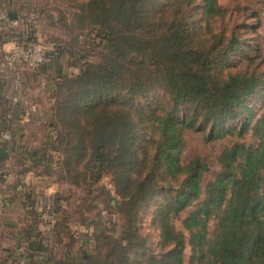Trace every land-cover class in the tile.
I'll list each match as a JSON object with an SVG mask.
<instances>
[{
    "label": "trees",
    "instance_id": "obj_1",
    "mask_svg": "<svg viewBox=\"0 0 264 264\" xmlns=\"http://www.w3.org/2000/svg\"><path fill=\"white\" fill-rule=\"evenodd\" d=\"M70 1L72 28L93 31L104 53L94 54L79 73L58 76L52 120L45 123L49 135L36 149L20 146L18 155L21 172L38 168L50 181L53 173L89 187L109 178L121 234L94 233L83 244L94 253L83 254L82 264H183L186 245L190 264H264V111L258 116L250 101L264 90V70L233 69L245 41L211 24L225 9L218 0ZM259 12L251 13L254 31L264 21ZM5 38L0 34V43ZM74 43L56 45L49 60L83 59L86 43ZM3 87L0 130H9L15 110L2 107ZM186 130L201 131L206 142L235 138L221 149L219 171L205 185V163L198 156L181 160ZM6 146L0 141V151ZM22 197L25 221L18 239L25 245L24 264L72 263L69 256L59 260L47 253L37 201L25 191ZM59 198L50 197L55 203ZM55 207L53 227L60 228L61 208ZM148 209L155 244L139 225ZM16 251L1 257L0 250V264H17L22 254Z\"/></svg>",
    "mask_w": 264,
    "mask_h": 264
},
{
    "label": "rangeland",
    "instance_id": "obj_2",
    "mask_svg": "<svg viewBox=\"0 0 264 264\" xmlns=\"http://www.w3.org/2000/svg\"><path fill=\"white\" fill-rule=\"evenodd\" d=\"M72 3L70 0H0V8L15 13L18 20L16 25L5 27L0 32L3 37L9 35L10 38V44L7 48L0 46V60L3 53L9 51L14 44L24 43L26 39L46 47L51 44L64 46L69 42H75L77 44L74 43V47L79 48L84 45V42L86 43V49L80 52V55H84L83 59L76 60L73 56L61 55L57 58V61H51L49 55L37 70L19 69L14 75L9 73L0 74V85L2 84L5 88L3 90L5 97L1 100L4 102L2 107L15 110L14 115L18 111L23 115L18 118L13 116L9 120L12 123L11 127L15 128V132L18 134V136L16 135L18 142H15L16 149L11 153L10 160L1 164L4 169L3 176L11 171L16 174L15 182L18 181L17 174L24 173L21 172L24 165L21 164L18 155L22 151L20 146L23 147L22 149H36L45 140V136L50 133L45 123L52 120L53 83L59 80V75L67 77L79 73L85 62L94 60L97 58L95 55L100 56L104 53L96 47L95 41L99 42V39L95 37L93 31L90 33L88 30L81 31L72 28V17L75 12ZM218 4L225 9V14L222 18L211 21L214 31L222 29L227 34L234 31L245 41L242 48L243 52L236 53L233 69L249 70L258 67L264 70V21L257 31H254L255 18L251 16L252 11H260L261 1L218 0ZM259 15L264 20L261 12H259ZM101 32L102 30L97 31L98 34ZM82 33H87V37L83 36ZM75 35L77 40H73ZM257 47L260 50L259 54L255 50ZM13 88L21 89L22 93L13 94ZM15 96L17 98L16 102L12 100ZM250 101L259 116L264 111V90L260 94L251 97ZM9 115L10 112L8 117ZM19 120H22V122H19ZM235 122H238V120ZM17 128H22V132L19 133ZM8 132L12 139L10 129ZM184 138L185 146L181 154V160L186 164L193 157L198 156L205 163L207 170L202 181L205 185L219 171L218 156L221 149L234 141L235 138L226 135L223 138L206 142L201 131L192 130H186ZM52 175L51 181L56 184V193L63 199L58 220V223H62V226L60 228L55 227L56 229L53 227L54 230L53 228L45 230L39 223L38 227L46 232L47 236L44 244H46V249L50 250L47 253L50 252L52 257L59 258V260L69 256L73 258V262L70 264H82L83 254L94 253V248L90 243L83 245L89 238L93 237L94 233L103 236L112 234L114 238L119 237L121 234L123 220L120 215L112 213L111 205L113 204L110 202L111 196H114L112 185L108 177H103L88 187V185H73L68 181L57 179L53 173ZM4 179L2 177L0 183ZM4 185L7 186V184ZM16 185L22 186L20 183ZM43 198L39 197L38 200ZM150 210L141 213L139 225L142 233L149 235V241L155 244L157 229L151 223ZM187 211L181 213L180 218L185 216ZM10 212L12 211L7 213ZM1 213L2 211L0 212V250L2 251L1 257H5L18 250L19 247H25L15 235L18 234L19 229L24 227L22 221L24 216L21 217L19 214H15L16 212H12L16 217L13 220L14 224L9 226L1 224V220L8 218L7 213L3 212V215ZM176 227L181 229L179 219L176 221ZM156 252L150 251V255H154ZM190 254V248L186 245L183 251V264H190Z\"/></svg>",
    "mask_w": 264,
    "mask_h": 264
},
{
    "label": "built area",
    "instance_id": "obj_3",
    "mask_svg": "<svg viewBox=\"0 0 264 264\" xmlns=\"http://www.w3.org/2000/svg\"><path fill=\"white\" fill-rule=\"evenodd\" d=\"M9 11L0 8V31H2L5 27H12L17 24L18 20L11 19L8 16ZM56 45L51 44L49 47L43 46L38 43H21L14 44L12 48L6 53H3L2 58L0 60V74H12L19 69H29V70H37L39 67L46 61L47 57L54 52ZM14 102L17 101L16 96L12 98ZM11 139V135L8 130H0V141L8 142ZM5 178V176H3ZM23 187L17 185L15 187L16 193H21ZM10 201V195L7 189L3 186L0 187V212L5 209ZM56 204H58L61 208L63 205V199L59 198L55 203L50 197H47L45 202L41 204L40 202H36L35 209L38 213V217L40 219V224L42 228L45 230L52 229L54 226L58 212L56 210ZM17 254L22 256L18 257V264H24L25 259L23 254H25V247H19L17 250Z\"/></svg>",
    "mask_w": 264,
    "mask_h": 264
},
{
    "label": "crops",
    "instance_id": "obj_4",
    "mask_svg": "<svg viewBox=\"0 0 264 264\" xmlns=\"http://www.w3.org/2000/svg\"><path fill=\"white\" fill-rule=\"evenodd\" d=\"M2 9H4V8H2ZM4 10H6V9H4ZM2 31H0V32H2ZM5 39H4L5 42L0 43V46H4V48H7L10 44L9 35H7ZM4 89L5 88H3V90ZM13 89H14L13 94L17 95V94L22 93L21 89H19V90L17 88H13ZM16 113H17L16 115H13V116H16V118L23 116L20 114V111H18ZM19 122H22V120H19ZM11 125H12V123H11ZM11 125H10L9 129H10L13 137H12L11 141H9L7 143L6 149H3L4 151L7 152V155L4 158H0L3 162H5V161L7 162L8 160H10V158L12 157L11 153H13L14 149H16V143L15 142H18L16 140V139H18V137H17L18 134L15 132V128L11 127ZM21 129H18L19 133L22 132ZM17 175H18V179H17L18 181L15 182L16 174L9 171L5 175V179L2 181V183L7 184V187H8L7 191L10 195V201H9L8 205L5 207V209L2 211V213H1L2 215H3V212L7 213L8 211H12V212H16L15 214H19V216H21V217L24 216L26 206H24L21 203V201L23 199L22 194L24 191H25V193L31 194V196L34 197L36 199V201L40 202L41 204H43L45 202L46 197H51L52 195H54L57 192V188L55 187L56 184L54 182L50 181L49 178L45 177L38 168L29 169L26 171V173L24 172V173L17 174ZM18 183L22 184V187H23V190L21 193L15 192V187L17 186L16 184H18ZM14 185H16V186L12 189L11 187ZM2 186L6 188V185H2ZM39 197H44V199L38 200ZM12 212L7 213L8 218L1 220V224H5V225H9V226L14 224L13 220H14V217H16V216L13 215ZM15 235L18 237L17 233Z\"/></svg>",
    "mask_w": 264,
    "mask_h": 264
},
{
    "label": "water",
    "instance_id": "obj_5",
    "mask_svg": "<svg viewBox=\"0 0 264 264\" xmlns=\"http://www.w3.org/2000/svg\"><path fill=\"white\" fill-rule=\"evenodd\" d=\"M8 16H9L11 19H16V14L13 13V12H9V13H8ZM6 155H7V152H6V151H4V150H1V151H0V158H4Z\"/></svg>",
    "mask_w": 264,
    "mask_h": 264
}]
</instances>
